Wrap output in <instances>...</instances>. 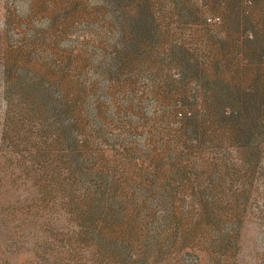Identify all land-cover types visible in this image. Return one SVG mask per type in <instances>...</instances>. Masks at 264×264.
<instances>
[{"label": "rangeland", "instance_id": "1", "mask_svg": "<svg viewBox=\"0 0 264 264\" xmlns=\"http://www.w3.org/2000/svg\"><path fill=\"white\" fill-rule=\"evenodd\" d=\"M0 264H264V0H0Z\"/></svg>", "mask_w": 264, "mask_h": 264}, {"label": "built area", "instance_id": "2", "mask_svg": "<svg viewBox=\"0 0 264 264\" xmlns=\"http://www.w3.org/2000/svg\"><path fill=\"white\" fill-rule=\"evenodd\" d=\"M208 20L216 22V19H214V18H209Z\"/></svg>", "mask_w": 264, "mask_h": 264}]
</instances>
